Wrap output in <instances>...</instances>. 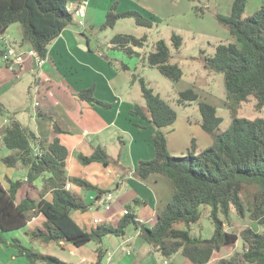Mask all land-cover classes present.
<instances>
[{
    "label": "trees",
    "instance_id": "obj_1",
    "mask_svg": "<svg viewBox=\"0 0 264 264\" xmlns=\"http://www.w3.org/2000/svg\"><path fill=\"white\" fill-rule=\"evenodd\" d=\"M67 3L68 0H0V34L18 23L22 30L21 42H28L36 55L45 60L50 41L74 19ZM246 4L247 0H233L228 14L215 13L216 20L227 28L232 41L218 43L212 54L203 56L207 70L223 75L226 97L233 111L250 95L256 98V109L264 105V0L250 13H245ZM150 15L151 12L139 8L118 10L117 2H114L106 10L103 25L112 27L118 19L131 17L137 25L151 27ZM146 38V34L136 37L117 33L110 41L113 48L132 56L137 53L133 47L143 46ZM172 41L178 48L181 37L174 34ZM146 61L172 81H178L182 76L179 65L170 62L163 39L155 41L154 50L147 53ZM139 81L145 106L135 104L129 113L153 127L154 155L139 159L132 172L140 178L152 173L161 174L172 187V195L156 214L155 224L149 227L135 219V206L141 201L136 199L125 204L127 213L122 214L117 223L102 222L88 230L83 228L70 213L86 211L93 202H85L79 193L66 188V183L95 191L96 199L109 190L84 177L67 173L68 149L60 142L58 134L64 131L57 123H53L55 135L43 144L32 129L11 117L0 128L2 144L10 151L0 158V162L7 167L20 164L25 177L12 180L4 176L7 187H3L0 180V244L13 247L16 255L24 257L29 264H73L27 247L18 238H6L3 232L23 229L31 241L53 242L60 248L68 243L81 246L92 241L97 244L94 264H101L103 238L106 235L122 236L126 227L133 224L142 240L164 257L179 252L191 264H203L224 246L235 244L241 235L244 243L241 254L222 257L217 264H264V232L244 228L239 235L225 230L223 221L233 210L241 218L248 213L250 219L264 225V117L248 119L233 115L230 127L220 132L222 118L217 115L216 106L200 100L199 94L187 87L178 92L177 102L197 101L201 114V120L197 122L211 136L212 142L200 148L193 136L186 150L181 155H174L168 150L163 128L174 123L177 114L143 78ZM76 95L91 104L112 106L111 102L95 97L94 84L79 89ZM3 112L4 104L0 100V116ZM76 157L83 165L116 163L99 145L90 154L77 153ZM39 178L41 186L38 188L35 181ZM202 205L210 206L209 216L214 226L210 237L193 236L188 228L176 227L179 222L186 226L196 223ZM38 213L43 215L40 225L24 229Z\"/></svg>",
    "mask_w": 264,
    "mask_h": 264
},
{
    "label": "rangeland",
    "instance_id": "obj_2",
    "mask_svg": "<svg viewBox=\"0 0 264 264\" xmlns=\"http://www.w3.org/2000/svg\"><path fill=\"white\" fill-rule=\"evenodd\" d=\"M99 1L103 2V0ZM127 1H130L131 5H129L135 9L146 7L145 9L151 12L150 19L153 21V25L151 27H144L137 25L133 18L125 17L118 19L112 27L104 26L103 23L107 9L100 7L97 0H92L91 6H88V3L85 5V8H88L86 14L84 13L81 17L74 16L73 21L68 27L75 30L72 35L77 47H85L87 39L91 49L101 54L100 57L106 63L103 66L109 72L112 70L114 74V77L110 79L111 86L116 89L117 96L126 104L145 106L139 81L140 78H143L146 85L154 93L159 94L175 110L177 114L176 120L174 124L172 123L173 125L171 124L169 126L171 128L165 132L167 147L168 150L171 149L169 150L171 154L178 153L175 155H181L183 153V150L190 145V139L196 136V131L192 124L197 125V121L201 120L197 101L177 102L178 92L187 87H192L199 94L200 100L216 106V113L222 118L219 125L220 132L226 131L230 127L233 115L248 119L264 117V105L260 109H256V98L253 95H250L247 101H243L237 105L235 111H233L231 105L229 106L230 100L226 97L227 91L224 86L223 75L221 73L211 72L203 65V56L212 54L218 43L232 41V37L227 28L216 20L215 13L228 14L233 0ZM261 1L247 0L245 13H250L257 9ZM114 2H117L118 9L119 1L113 0L111 5ZM126 4L124 3V5ZM76 5L70 4L68 8L72 9ZM122 7H124L123 9H130V7ZM79 20H81V23H79ZM16 25L18 23L10 25V30L12 26ZM81 31H84L83 34ZM117 33H128L136 37L146 34L147 38L143 46L133 47L137 51L136 54L128 56L123 51L112 47L113 45L110 39ZM174 34L181 37V44L178 48H175L172 41V35ZM158 39H163L166 43L170 53V62L177 63L182 70V76L178 81H172L165 77L156 67L149 66L146 61L147 53L154 50V43ZM78 53H82L84 56L91 55L86 51H78ZM60 61L61 70L57 74V69L51 64L50 72H47L48 65L45 68H33L32 71L28 67H25L19 76V81L14 83L11 89L0 96L4 104V112L0 117L1 120L7 122L11 117H17L24 126L29 127L39 135V140L43 144H47L50 141L51 135L53 134V123L55 122L62 128L68 130L66 133L60 134V139L70 150L69 158L73 155L71 147L76 146L81 138H84L86 141L82 145L84 147L83 151L89 148L87 150V153H89L91 149L99 145L106 150L111 158H115L123 147V141L128 138L125 132L122 133L116 130L118 128L107 126L105 130L100 131L95 136H93V133H85V136H83L74 126L75 124L78 128L87 132L81 117V114L85 112V108L86 113L89 114L92 112V114L97 115L93 109H90L93 108L90 105L91 103L81 102L71 97L72 93H76V87L72 83L74 80L80 83V79L87 78L88 76L92 78V74L94 73L89 69L90 67L92 68L91 64L89 62H81L89 66L88 68L75 61L72 62V58L68 54L60 58ZM125 64L127 65L126 68L123 67ZM93 66H95L94 62ZM38 73L40 75L39 79ZM94 76L98 77V75ZM46 95L50 97L52 101L51 105L43 103L42 96ZM59 103L64 105L72 122L58 107ZM42 114H47V116H42ZM187 119L191 124H187ZM191 126L195 133L188 138V131L191 130ZM104 128H101V130ZM71 129H73L72 132ZM185 135L186 138L183 137ZM90 137L92 139H89ZM0 144L2 143L0 142ZM180 147L183 148L180 149ZM18 166L22 168L20 164ZM78 169L83 171L79 163ZM40 180V178L37 179L35 183L38 184ZM2 181L4 184H7L3 178ZM100 208V211H102V205ZM209 211V205H202L200 218L196 223H191L189 226H186L182 222H179L176 224V227L188 228L190 234L193 236L202 238L210 237L213 233L214 226L209 216ZM221 218L223 217L221 216ZM223 221L225 230L235 232L239 235L244 228L264 232V225L250 219L248 213L241 218L233 210H230L229 216L223 218ZM130 225L132 228V224ZM22 230L8 232L3 234V236L6 238H18L23 245L29 247L31 243L27 242V240L29 241L30 239L28 236L26 237L27 240L25 239ZM42 244L38 241L36 243L32 241V245L38 247L44 253L61 257L62 260L65 259L67 249H61L53 242L46 245ZM88 245L93 246L95 243L91 241ZM149 246L152 247L150 244ZM243 249L244 243L240 235L235 244L232 246H224L220 252L215 253L210 259L211 263L209 264H217L218 260L222 257L229 258L234 254L239 256ZM1 250L3 251L2 247H0V260L2 259L3 261L1 260L0 264H13L9 255L15 249L12 247L10 249L4 247V254L1 253ZM18 258H20V262L27 264L25 259L20 256ZM157 259L158 264H161L163 260H166L168 264H173L175 263L174 261L177 263L179 260L178 264H181L180 261H182L183 257L180 253H177L174 257L172 255L168 257L158 255ZM103 260L105 261L104 264H106L107 255ZM114 261L112 260L109 264H115ZM41 264L46 263L42 262Z\"/></svg>",
    "mask_w": 264,
    "mask_h": 264
},
{
    "label": "crops",
    "instance_id": "obj_3",
    "mask_svg": "<svg viewBox=\"0 0 264 264\" xmlns=\"http://www.w3.org/2000/svg\"><path fill=\"white\" fill-rule=\"evenodd\" d=\"M82 1L83 0H68L67 8L70 4H78L79 2ZM112 1L113 0H103L104 2L103 3L102 1L97 0V3H99L100 7L108 9ZM117 1H119L118 3L119 10H125L123 9L124 7L122 6H125L126 8L133 7L130 6L131 5L130 1L127 0H117ZM87 3L88 6L89 5L91 6L92 0H87ZM124 3H127L128 5L127 4L124 5ZM145 8H140V9L146 10ZM86 11H88V8L84 9L85 14ZM9 27L6 29V31L3 34H0V96L5 92H7L9 89H11L14 83L19 81L20 79L19 76L21 75V72L25 69V67H28L30 71H32L33 68H45V66L48 65L47 72H50V66L52 65L57 69L56 70V74H57V72L59 73V70H61L60 58H62L65 54H68L72 58V62L75 61L85 67L89 68V66L84 65L81 62H89L92 66V68L90 67L89 69L94 73L92 74V78L88 76L87 78L80 79L81 80L80 83L75 80L72 82L76 87V92L83 87H87L90 84H94L95 97H97L100 100H105L112 103V106L110 108H106L97 104H90L91 107H93L90 109H93V111L97 113V115L92 114V112H90L89 114L86 113V108L84 114H81L82 122L85 128L87 129V132L83 131V129L81 128H78L74 124L75 129L79 131L80 134H83V136H85V133H93V136H95L96 134L100 133V131L105 130L107 126H109V127L118 128L116 130H119L122 133L125 132L128 137L126 140L123 141L124 142L123 147L117 153L115 158H111L108 155L112 161L116 160V163L112 162L107 166H104L99 162H91L85 165L79 162L76 155L74 154L82 153L88 155L94 149V148L91 149L89 153H87L88 152L87 150H89V148L85 149L86 151H83L84 147H82V145L83 143H86L84 138H81L76 146L71 147V150L73 152L71 158H69L70 150L69 148H67L68 149V156L66 158L67 173L70 175H77V176L80 175L81 177H84L90 182L96 184L98 187L109 190V192L113 196L110 208L105 209L102 205L103 208L102 211H100L101 205L95 202L96 201L95 191L85 190L71 183L70 188L75 192L79 193L83 197L85 202L87 203L93 202V204H91L86 211H71L70 214L72 218L87 230L94 227L96 224L102 222L115 224L122 216V210L125 208V204L129 202L133 203L134 200L139 199L141 200L139 201L140 203H138V205L135 206L136 218L141 224L147 225L149 227L153 226L157 219L156 214L161 210L162 206L170 199L172 195V187L168 182V180L161 174L152 173L148 175L146 178H140L133 174L132 171L134 170L135 165L139 159H148L153 157L154 155V149L151 141V134L153 132V127L150 126L149 123L146 122L144 119H140L139 117H135L129 113V110L132 108V105L126 104L119 96H117L116 89H114V87L111 86V80H110L111 78L114 77L113 76L114 74L110 67L108 68L111 70V72H109L108 69L103 66V64L106 63L104 59L100 57L101 54H99L96 50L93 51V49H91L87 39H86L87 43L85 47H81V46L77 47L76 41L72 35V33L75 32V30L69 28L67 25L61 31V33L57 37H55L52 41H50V43L48 44V56L45 58V61L42 64V66H36L33 56H31L28 53H24L23 62L19 64L13 63L11 64V66L13 67H11L10 65H8L10 64L9 63L10 60H5L4 57L2 56L5 48L11 46L15 48L17 51H21L23 53L25 50L31 49V46L28 42H21L20 38H21L22 30L19 24L16 26H12L11 30ZM81 32L83 34L84 31ZM1 50H3L2 53ZM78 51L80 52L86 51L89 52V54L91 55L84 56L82 53L79 54ZM93 62L95 66H93ZM94 75H98V77H95ZM39 78L40 75L38 73V79ZM71 97H73L74 99H78V101L89 103L87 101L79 99L76 93H72ZM42 100L44 104L51 105L52 103L50 97H48L47 95L42 96ZM58 107L62 110V112L65 113L67 117H69L62 103H59ZM80 113H82V111H80ZM42 116H47V114L45 115L42 114ZM15 118L18 119L17 117ZM18 120L21 122L20 119ZM69 120L72 122L71 117H69ZM188 122H187L188 125L191 124L189 120ZM5 123L6 122H4V120H1L0 118V128ZM21 124L24 125L22 122ZM136 124L143 125V127H140ZM192 125L196 131L195 137L197 138L196 142L198 144V147L203 148L209 145L212 142L211 136L206 132H204L200 128L198 123L197 125L194 124ZM169 126L171 125L165 126L163 128L165 132L171 128ZM59 127L64 131L62 133H66L68 131L62 128L60 125ZM103 127L105 128L101 130V128ZM193 127L191 126V130L188 131V138H190V136L195 133L192 130ZM72 130L73 129H71V132ZM62 133L58 134L59 139H60V134ZM54 135L55 133L53 132L51 138ZM183 137L186 138V135ZM89 139L92 138L90 137ZM0 142L2 143L1 137H0ZM182 148L183 147H180V149ZM185 150L186 149H184L183 152ZM9 152H10L9 149H7L4 145L0 144V158L2 156L7 155ZM172 154L175 155L178 153H172ZM78 163L81 166V169H83V171L78 169ZM4 176H7L12 180H16V179L22 180L25 177V170L20 166H18V164L13 167H7L0 162V180L3 187H7V184H4V182L2 181V178ZM36 185L39 188L41 186V181ZM94 219H99V221L94 222ZM42 220H43V215L41 213H38L33 217H31V219L27 222L26 227L24 229L27 230L29 228L39 226ZM130 226L131 225L129 224L126 227L125 234L122 236L106 235L103 238V241L100 245L102 247V250H104V257L106 255L107 257L110 256L109 261L106 264H109L112 260H115L114 261L115 264H158L157 258L158 255H161L160 252L156 248L149 246L148 243L142 240V238L139 236L138 229H136L133 226V224H132L133 226L132 228ZM21 230L22 229H17L13 231L18 232ZM22 231L24 234L23 236L26 239L27 235L24 233V230ZM6 233L8 232H3V234ZM27 242L31 243L29 247H32L44 253V251H41V249H39L38 247L33 246L32 241L27 240ZM33 242L36 243V241ZM42 245H46V244L43 243ZM0 247H2L4 251V247L7 246L4 244H0ZM96 247H97L96 243L93 246L88 245V243L81 246H74L68 243L65 245L64 248H61L64 250L67 249V255L63 260L66 262H71L73 264H94L97 260ZM8 249H10V247H8ZM3 251L1 252L2 254H4ZM175 255H177V253L173 254L172 256L174 257ZM9 257L11 259V262H13V264H23L22 262H20V258H18L19 256L16 255V250L14 252L12 251ZM22 258L25 259L24 257ZM104 262L105 261L102 259L101 264H104ZM174 262L175 263L173 264H178L179 260L177 261V263L176 261ZM26 263L29 264L27 260ZM38 263L41 264L42 262H38ZM180 263L191 264L185 257H183ZM209 263L211 262L208 261L203 264H209ZM161 264H168V262L166 260H163L161 261Z\"/></svg>",
    "mask_w": 264,
    "mask_h": 264
},
{
    "label": "built area",
    "instance_id": "obj_4",
    "mask_svg": "<svg viewBox=\"0 0 264 264\" xmlns=\"http://www.w3.org/2000/svg\"><path fill=\"white\" fill-rule=\"evenodd\" d=\"M87 4L86 0H83L82 2H80L79 4H77L76 6H74L72 9L68 8V10L70 12L73 13L74 16H78L81 17L84 14V9H85V5ZM79 23H81V20H79ZM24 53H29L31 56H33L34 60H35V64L36 66H42V64L44 63L45 60L40 59L36 53L34 52V50L31 48L29 50H25L23 53L21 51H17L15 48L8 46L7 48H5L4 53L2 54V56L4 57L5 60H10V66L13 63H21L24 60ZM13 67V66H11ZM66 188L70 187V183H66L65 185ZM113 199V196L110 192H106L104 194H102L98 199H96V203L103 205V207L105 209H109L110 205H111V201ZM127 213V209L124 208L122 210V214H126ZM136 220H138L137 218H135ZM99 219H94V222H98ZM109 257H107L106 262L109 261Z\"/></svg>",
    "mask_w": 264,
    "mask_h": 264
}]
</instances>
